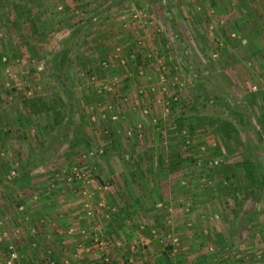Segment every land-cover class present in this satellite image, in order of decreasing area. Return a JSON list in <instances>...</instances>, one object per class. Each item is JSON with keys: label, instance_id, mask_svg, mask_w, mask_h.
<instances>
[{"label": "rangeland", "instance_id": "obj_1", "mask_svg": "<svg viewBox=\"0 0 264 264\" xmlns=\"http://www.w3.org/2000/svg\"><path fill=\"white\" fill-rule=\"evenodd\" d=\"M165 254L264 264V0H0V264Z\"/></svg>", "mask_w": 264, "mask_h": 264}, {"label": "trees", "instance_id": "obj_2", "mask_svg": "<svg viewBox=\"0 0 264 264\" xmlns=\"http://www.w3.org/2000/svg\"><path fill=\"white\" fill-rule=\"evenodd\" d=\"M37 101H39V100L38 99L29 98V99H25L23 101V103H24V106L29 107L33 112H39V111H41V106L40 105L41 104H45V103L41 100L40 103L38 104ZM24 120L28 121V119H24ZM176 120H177L176 122H177L178 127L183 126L187 122L186 125L189 127L190 133L193 132L196 118L193 121L191 119V117L188 118L186 116H179V117H177ZM20 121H22V119ZM216 128H217V131L219 133H221L223 136H226V138H228L230 135L233 134L232 129L235 130L236 127L231 122H229L227 120H221V121H218V124H217ZM178 156H179V158H178V161H179V159L182 158V157H181L180 154H178ZM185 159H186V157H185ZM246 169L248 170L247 178L253 185L255 182L258 181L259 178H258L257 174L254 173L252 168L250 169L249 167H247ZM164 256L166 258L167 263L171 264L169 262L168 255L165 254Z\"/></svg>", "mask_w": 264, "mask_h": 264}, {"label": "built area", "instance_id": "obj_3", "mask_svg": "<svg viewBox=\"0 0 264 264\" xmlns=\"http://www.w3.org/2000/svg\"><path fill=\"white\" fill-rule=\"evenodd\" d=\"M6 60V57H2V61L4 62ZM163 78V76L161 75V79ZM112 117H115V115H113ZM9 248H11V251H10V255H11V257H14V256H16L17 254H16V251H14V247H13V245L12 244H10L9 245Z\"/></svg>", "mask_w": 264, "mask_h": 264}, {"label": "crops", "instance_id": "obj_4", "mask_svg": "<svg viewBox=\"0 0 264 264\" xmlns=\"http://www.w3.org/2000/svg\"><path fill=\"white\" fill-rule=\"evenodd\" d=\"M32 10L35 11L33 8H32ZM36 26H37V24H36Z\"/></svg>", "mask_w": 264, "mask_h": 264}]
</instances>
